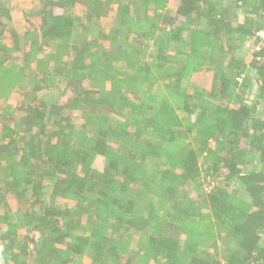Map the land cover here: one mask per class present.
Masks as SVG:
<instances>
[{
    "label": "trees",
    "instance_id": "trees-1",
    "mask_svg": "<svg viewBox=\"0 0 264 264\" xmlns=\"http://www.w3.org/2000/svg\"><path fill=\"white\" fill-rule=\"evenodd\" d=\"M12 19L0 0V264H264V0Z\"/></svg>",
    "mask_w": 264,
    "mask_h": 264
},
{
    "label": "rangeland",
    "instance_id": "rangeland-1",
    "mask_svg": "<svg viewBox=\"0 0 264 264\" xmlns=\"http://www.w3.org/2000/svg\"><path fill=\"white\" fill-rule=\"evenodd\" d=\"M3 1H5L8 8L10 9V13L13 17L12 19L13 25L19 28L20 26L18 25L20 24L19 23L20 20H22L24 14L28 13V11L33 6V3H35L37 0H3ZM74 14L80 15L81 11L77 10Z\"/></svg>",
    "mask_w": 264,
    "mask_h": 264
},
{
    "label": "built area",
    "instance_id": "built-area-1",
    "mask_svg": "<svg viewBox=\"0 0 264 264\" xmlns=\"http://www.w3.org/2000/svg\"><path fill=\"white\" fill-rule=\"evenodd\" d=\"M256 39L264 41V26L255 33Z\"/></svg>",
    "mask_w": 264,
    "mask_h": 264
}]
</instances>
